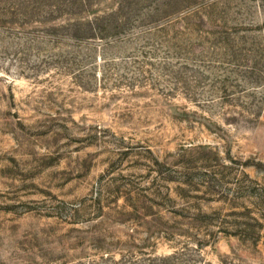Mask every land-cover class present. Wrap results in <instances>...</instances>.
I'll return each mask as SVG.
<instances>
[{
  "label": "rangeland",
  "instance_id": "1",
  "mask_svg": "<svg viewBox=\"0 0 264 264\" xmlns=\"http://www.w3.org/2000/svg\"><path fill=\"white\" fill-rule=\"evenodd\" d=\"M0 264H264V0H0Z\"/></svg>",
  "mask_w": 264,
  "mask_h": 264
}]
</instances>
